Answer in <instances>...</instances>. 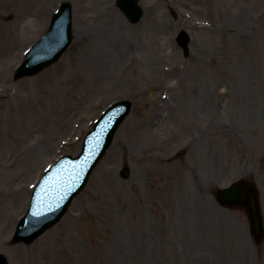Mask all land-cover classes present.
<instances>
[{"label":"rangeland","instance_id":"1","mask_svg":"<svg viewBox=\"0 0 264 264\" xmlns=\"http://www.w3.org/2000/svg\"><path fill=\"white\" fill-rule=\"evenodd\" d=\"M62 1L0 0V253L10 264H264L246 212L215 199L255 180L264 218V0H142L139 24L116 0H69V50L15 80ZM119 99L132 112L68 214L10 245L43 170L77 154Z\"/></svg>","mask_w":264,"mask_h":264},{"label":"water","instance_id":"2","mask_svg":"<svg viewBox=\"0 0 264 264\" xmlns=\"http://www.w3.org/2000/svg\"><path fill=\"white\" fill-rule=\"evenodd\" d=\"M138 1L118 0L119 8L134 24L141 20L144 13L139 8ZM72 14V5L64 2L53 17L47 34L29 51L23 65L17 71L16 79L35 76L60 59L73 41ZM178 42L188 55L190 38L185 32L179 36ZM131 106V102L126 101L112 106L87 137L82 155L76 160L63 159L58 166L46 174L35 192L31 211L18 227L14 243H31L60 221L71 201L86 182L85 178L89 176L94 163L101 159L110 146L118 126L128 115ZM128 174V169L125 168L123 175L128 177ZM219 200L226 206L246 207L249 211L252 232L256 239H261L263 224L254 184L241 181L221 192ZM0 264H7L6 258L2 255H0Z\"/></svg>","mask_w":264,"mask_h":264}]
</instances>
